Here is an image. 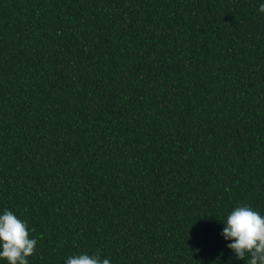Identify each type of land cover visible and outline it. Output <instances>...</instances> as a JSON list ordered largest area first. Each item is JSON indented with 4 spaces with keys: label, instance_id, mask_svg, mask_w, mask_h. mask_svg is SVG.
<instances>
[{
    "label": "trees",
    "instance_id": "obj_1",
    "mask_svg": "<svg viewBox=\"0 0 264 264\" xmlns=\"http://www.w3.org/2000/svg\"><path fill=\"white\" fill-rule=\"evenodd\" d=\"M260 3L0 0V214L28 264H248L221 232L264 216Z\"/></svg>",
    "mask_w": 264,
    "mask_h": 264
},
{
    "label": "clouds",
    "instance_id": "obj_2",
    "mask_svg": "<svg viewBox=\"0 0 264 264\" xmlns=\"http://www.w3.org/2000/svg\"><path fill=\"white\" fill-rule=\"evenodd\" d=\"M257 10L264 13V3ZM223 224L221 235L231 241L226 247L236 259L244 260L247 254L248 264H264V216L248 205H241L230 211ZM36 244L37 240L30 238L26 221L9 210L0 214V259L7 264H28L27 257L34 254ZM65 264H110V261L99 254L81 253L70 255Z\"/></svg>",
    "mask_w": 264,
    "mask_h": 264
}]
</instances>
